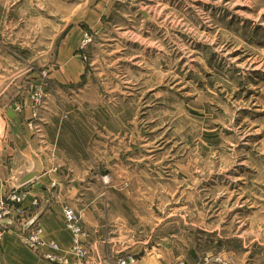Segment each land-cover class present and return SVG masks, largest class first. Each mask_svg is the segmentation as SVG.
I'll use <instances>...</instances> for the list:
<instances>
[{"label":"rangeland","instance_id":"rangeland-1","mask_svg":"<svg viewBox=\"0 0 264 264\" xmlns=\"http://www.w3.org/2000/svg\"><path fill=\"white\" fill-rule=\"evenodd\" d=\"M13 106L105 264H264V0H0Z\"/></svg>","mask_w":264,"mask_h":264},{"label":"crops","instance_id":"crops-1","mask_svg":"<svg viewBox=\"0 0 264 264\" xmlns=\"http://www.w3.org/2000/svg\"><path fill=\"white\" fill-rule=\"evenodd\" d=\"M8 110L0 111V198L19 188L25 194L24 217L37 220L45 239L58 245L60 250L58 255L63 261L62 264H73L75 261L70 255L71 234L64 225L63 217V209L67 206V202L63 198L66 196L67 184L63 183L59 176H51L50 171L48 172L43 167L41 159L34 154V151L29 155L31 165L29 160L25 159L24 140L26 136H24L23 127L29 112L16 108L18 124L14 125L7 117ZM52 136L54 135L52 134ZM58 136L57 132L54 138L55 144ZM36 169L40 172L39 176L17 187L20 175L34 172ZM18 229V225L10 222H3L0 225V264H49L42 258V254L49 252V249L44 247L40 250H32L24 246ZM84 229L89 233L86 242L87 248L89 247V255L82 264H105L107 255L105 250L111 248L114 239L107 243L99 235L97 223L85 224ZM114 244L113 246H116V243ZM110 251L113 256V250ZM116 259L117 257H114L113 264ZM147 259L144 263L140 262L139 264H153L152 257Z\"/></svg>","mask_w":264,"mask_h":264},{"label":"built area","instance_id":"built-area-1","mask_svg":"<svg viewBox=\"0 0 264 264\" xmlns=\"http://www.w3.org/2000/svg\"><path fill=\"white\" fill-rule=\"evenodd\" d=\"M25 194L22 193L19 188L13 190L10 194L0 198V224L9 220H13V216H21L24 212L23 202ZM35 204V203H34ZM63 217L65 227L71 234V248L70 255L74 256L75 262L73 264H82L83 261L88 257V252L85 247V233L83 232L82 226L80 225V219L76 216L70 208L63 210ZM11 223V221H8ZM22 244L32 250H40L41 248H48L49 252L43 253L42 258L49 264H62L63 261L60 259L59 247L53 241L45 239L43 230L38 225H32L28 234L22 238ZM212 262L221 263L219 259H215ZM137 261L134 257H118L115 264H136ZM206 264V263H203Z\"/></svg>","mask_w":264,"mask_h":264},{"label":"water","instance_id":"water-1","mask_svg":"<svg viewBox=\"0 0 264 264\" xmlns=\"http://www.w3.org/2000/svg\"><path fill=\"white\" fill-rule=\"evenodd\" d=\"M15 111H16V107L13 106L11 109L8 110L7 117L10 121H12L14 125H17L18 120H17ZM39 175H40V172L38 171V169H36L34 172H31V173H23L22 175H20V179L17 184L18 185L17 187L30 182L32 179H34L35 177ZM5 223H8V222L5 221Z\"/></svg>","mask_w":264,"mask_h":264}]
</instances>
